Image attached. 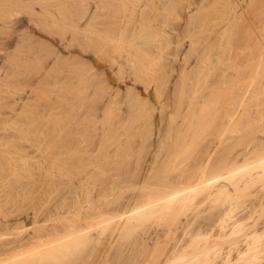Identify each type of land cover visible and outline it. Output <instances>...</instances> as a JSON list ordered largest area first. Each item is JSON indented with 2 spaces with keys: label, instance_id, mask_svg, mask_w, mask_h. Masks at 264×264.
<instances>
[{
  "label": "bare ground",
  "instance_id": "bare-ground-1",
  "mask_svg": "<svg viewBox=\"0 0 264 264\" xmlns=\"http://www.w3.org/2000/svg\"><path fill=\"white\" fill-rule=\"evenodd\" d=\"M36 4L39 5L38 9L37 7H35ZM22 5L25 6V8H21L20 10L19 6L23 7ZM35 32H38L40 35L35 34ZM78 45L81 46L79 48L80 50L78 49ZM75 48L80 51L79 54H77L78 52L76 53L77 50ZM170 71L175 73V76H173L174 80L172 79V81H175L176 78L174 77H177L178 79H176L178 82H174L175 85L178 83L176 87L171 81V84H173L176 89L179 88L177 91L172 87L173 89H175V91L177 92L175 93L178 95L177 100L175 99L176 101L169 100L170 98L172 100L173 97V94H171L172 91L170 93V89L168 88V85L170 84L167 85V88L169 89L167 90L169 92L165 90L167 84L165 82L168 81V79L171 77L168 76V72ZM112 73H114V75ZM127 78L128 80L132 79V83L134 81H137V83L138 81L139 83H142V81L143 83L145 82V88H147L146 84L147 86L148 84L150 86V83H154L152 85V89L153 86L154 89L156 87L155 91L159 96H163V90H165L167 93H165L164 95L167 94V96L169 97L171 94L172 97L170 96V98H168V101L162 104V102H160L161 98L158 95V97L154 95V92L153 95L157 97V100L162 105L161 107L159 106L161 109L159 108L160 110L157 111V106L155 107L153 106V103H151L154 107V109L152 110V108H149V106H147V103H150L148 101L150 99H148L147 96L144 97L143 95V97H139V95H141L140 92H137L139 90L136 89L137 91H135L134 89H132L134 88V86L132 87L125 84V82L128 81ZM163 85H165V88L162 87ZM27 87L29 89H26ZM158 88H161L162 92ZM147 90L146 93L150 91ZM174 96L176 95L174 94ZM164 97L165 96H163V99ZM125 98L127 100L126 103H128L127 108L124 106V103L126 101ZM99 99L102 101L101 103ZM120 103H122V106L126 109L123 110L126 113L125 115H127V117H132L133 121L131 120V118H123L126 116H123L124 114H121L120 112L118 113V111L120 109L122 110V108L119 109V107H117L116 105H119ZM113 106L116 108V110L113 108ZM145 107L146 109H144ZM155 108L156 112H161H159L160 114L158 113L160 117L163 116L162 118H165V120H167L163 121L164 123L162 122L164 125L160 124L162 128L164 126L166 128L163 130L162 128H160V126V129L158 131H161L158 132L155 137H153L155 138L156 144L154 148H152L153 146L151 147L153 151L150 149L153 153L151 154L152 157L149 156L151 158L152 164H149L148 167L145 168L147 169V171L144 169L146 172L141 171L145 172V174L142 180L143 186H141L143 188H139L142 190L140 192H146H144L143 194L141 193V195L139 193L138 195L137 191L136 198L142 199H137V203L133 201L136 204V209L132 206V214L126 215V217H128L124 219L125 221H123L133 222H131L132 224H130L129 226V222L128 224L125 223V225L127 224V226H125L123 223L122 228L119 227V229H125L127 232L123 230L124 233L122 231L119 235L117 234V236H120L122 233L125 235L130 230V233L128 235L129 238H131L130 235L133 236L137 234L135 233L138 232L135 231L136 228L137 230L141 229V231L143 230L146 233L147 231L145 230H148L149 227L145 225L147 224V222L145 223L143 221V218L141 217L145 215L144 220L147 221V214H149V217H152V215L150 214L151 212L155 211V207L164 205L166 210L171 213V217H169V219L166 218L167 220H169V223L167 221V224L169 226L167 228H169L168 231L170 234L168 233L167 235H170V237H167L166 230H164L165 232L162 231L163 233H165L163 234L165 238L163 237V235L159 236V234L162 233L161 231V233H159L158 231H156L155 233V231H153V233L158 235L160 240L158 244L156 243L157 247L161 248L159 249V251L156 250V246L153 249H150V247L154 246V240H156L154 238H158L154 237V240L152 239V236H155V234H150L151 236L149 235L153 240L152 241L150 239L152 241L151 246L149 245L150 242L147 243V239L145 240L144 238L147 243L146 246H150L149 251H147L148 249H146L145 245H141V248H143L142 250L146 249L147 253H151L153 251L151 254L152 258H155V260L152 261L151 258H147L150 253L147 255V253L142 251L139 247L138 249L141 250L140 252H144L142 253L144 254L141 261L142 264L149 263L150 261L151 262L149 264H151L152 262H154L153 264H172L175 260L182 261H178L179 264H218V257L221 258L222 256L218 255L221 254L222 251H225L221 248L222 246L218 247L220 243L218 244L217 242L219 241L215 239L213 240L214 242H211V238H208L209 242L213 244L208 242L209 245L205 243V245H202V242L204 240H202L201 242V239L207 238L203 237L199 239L198 237L201 235H206L208 233L211 234V231L215 228L218 229L217 236L219 237L220 235L221 240H228L230 251L237 252V254H235L238 255V258H236L237 260L235 258L234 259L236 261L232 260L234 263L260 264V261H264V215L262 216V214L264 213V194H261V192H258V194H252L249 192L248 194V191L250 190L249 188H252L254 184L259 182L258 178H262L261 175H263L264 177V138H260L259 140L254 138L259 137L258 135H254H256V132L261 130V125L263 126L261 131H263L264 133V122H261L264 121V0H0V174H2V176H0H4L5 178H8L9 176V179H12V181L10 180V182L7 178H1L4 183L7 180V184L5 183L6 185H8V182H10L9 186H6L7 188H5L8 189V192L11 187L15 186V183L19 180V178L20 180H22V182L20 184L19 180V183H16V188L18 187V185H20L22 187L20 188L23 190L22 191L19 187L18 188L20 189V191H17L18 188L16 190L15 187L14 189L11 188V190H15L16 193L15 191L13 193L10 190L13 194L11 192H7L8 195H12H6L5 197H2L0 193V238L5 236L4 238L0 239V264H68V262L70 261H68L69 257H72V261H70L69 264H76L77 261L79 263L81 261V264H85V262L87 261H85L84 259V263H82L83 258L88 257L89 259H91L92 252L96 249L95 247H98V245L99 247L101 246L100 248L98 247L99 252H102V250L106 251L104 247L106 245L104 244H107V246H109L108 243L110 241L108 239H111L114 236H112V232H109L108 228L112 227L113 223L111 224V220L118 219L115 216H117L118 214L119 217L120 212L116 211L117 214H114L109 209H103L105 205H109L110 203V201L109 203L107 202V199H105L106 201L104 199L101 200V204H104L101 205L102 207L98 204H95L96 202L94 203L93 201L96 198L93 199L94 197H92L91 195V191L94 190V187L90 186V184L89 186L93 190H91L88 185H85V190L84 188H82L84 192L78 186L77 188H79L81 191L77 190V188L75 190V186L73 185H75L74 183L77 182L75 181L77 177H81L79 178V180H81V175H85L83 177L85 178L84 183L88 180L86 183L94 184V186L96 187V183L102 180V182L100 181L99 183H103L104 186H106V183L108 182L109 185L112 186L113 182L111 183V181L113 179L111 180L109 178L112 177L110 168L113 161V156L115 155L112 154L113 156L111 157L109 151L110 147L108 148L109 150H107V147L109 145L108 143H110L109 141H111V138L115 137L117 139V137L120 135H118L119 132L115 133V131L118 126L122 125L123 122L119 123L117 121L119 124L116 122L118 124V126L115 124L116 127H114L115 125L111 126L110 124L109 125L112 128L110 126L106 127H110L111 130H114L115 128L114 131L112 130V133H115V136L113 135L112 137L109 134L111 133V130L109 131L108 129V132L104 127L108 125L106 124V122L108 121L107 123L112 122L111 124H114L115 122L109 120L113 118V114L115 115L118 113L121 115L120 118L122 120L124 119V125L121 126V129H123L122 127H124L125 124H128L129 122L132 123H129L130 125L128 124L129 126L132 125V127L126 125L127 128L125 131L127 132L126 134L131 135V137L128 136L129 140L127 142H129V144L121 143L126 145V148H129L127 151L125 146L121 145L119 142V140L122 138L120 137L121 135L119 136L118 140L114 138V142L112 141L114 144H116V142L118 141L120 146L119 144H117V147L115 148L114 144L109 145H114L113 149L115 148V151L116 149L117 151H121V153H123V156L128 153V159L130 160V150L132 151L133 155L131 157L132 159L134 156H137L134 155L135 153H133V151L138 152L146 148L144 142L145 140H147V138L149 139L148 134L146 139H143L141 137L144 142H140L142 141V139L140 138L141 140L138 141V146H136V140L138 139H133L135 140V142L133 141L134 143H136L135 145H132L134 143L130 142L131 138L137 136L136 133H138L139 135V129L140 134H142V130L143 134H145L144 127L145 129L147 128L146 130L148 132L145 131L146 133L151 132L149 130L152 129L150 127L152 125H145V123H151L148 121L150 120L148 118L149 116L154 117V115L152 114L155 113H153L152 111H154ZM114 110L116 111L115 113ZM96 111H99V114H97ZM123 111L121 112L124 113ZM101 112L105 115L104 118L102 117L103 114ZM174 112L176 115L174 114ZM95 113L97 114V116L94 115ZM170 113L171 115L174 114V117L171 116ZM101 114L102 116H99ZM107 116H111V118L109 117V119ZM105 117L109 120L106 119L107 121H105ZM138 118L139 120H136ZM140 118L143 119L140 120ZM92 119L95 122L100 119L104 121L102 122L100 120V123H105V125H101L104 128V132L101 131L102 127L100 128L99 122V125H97V123L94 124L95 122ZM144 119L148 120L147 122H144L143 125V123L141 124V122L142 120L145 121ZM127 120H129V122H127ZM134 120L136 122H141H139L140 124H135L136 122L134 123ZM89 121L90 123L94 122V125L91 123V125L93 126L92 128L89 126L91 132L96 130L98 127L101 129V132L99 134L101 138L98 136V133L97 137L102 140L105 137L104 140H106V137L108 138L107 135H109V141L106 140V144L101 140V144L103 145H91V141L100 140L95 139L96 136L93 134H91L90 136L89 133L91 132H89V128L87 126V122ZM160 121L159 123H161ZM83 123L87 126L86 128H88L87 133L84 130L85 127ZM136 125H139V129L137 128L138 130L136 129ZM79 126H81V128L84 127V129H82L83 131L78 129ZM94 126H96L97 128H94ZM133 126H135L134 128L138 131L134 134H132V132H134L135 130ZM147 126H149L150 128ZM140 127H142L143 129L141 130ZM130 128H133L134 130ZM256 128H259L260 130ZM75 129L78 130L76 131ZM124 130L125 129H123V131ZM130 130L131 134L129 132ZM255 130L257 131L255 132ZM73 131L74 133H80L81 131L84 135L82 133H75V136ZM246 131L250 132V134H247ZM96 132H99L98 129L96 130ZM107 132L108 134L106 135L105 133ZM234 132L237 134L239 133L241 140L239 138L238 139L241 142L243 141V146H245L244 142L249 141V138H251L252 136L254 139L251 138L252 140H250V142H247L248 144H246V148L243 149V152L242 149H238V151L240 150L241 152L237 151L238 153H235V155L233 152V148L230 149V146H228V150L230 151L227 154L225 153L227 151L225 149L219 148V146L222 145L221 141L224 145L225 141L229 138L228 137L227 139H225L223 138L224 136L228 134V136H230L231 133L232 135H234ZM253 132H255V134ZM85 133L87 135H85ZM101 134L105 135H103L102 137ZM116 134L118 136H116ZM243 134L245 135L243 136ZM79 135L80 137H78ZM81 135L83 137H89V139L91 138V140L89 141L88 138H83ZM145 135H143V137ZM149 135H151L152 137V133H150ZM246 135L247 137H245ZM248 135H251V137H249ZM72 136H75L76 139ZM126 136H123V138ZM81 137L84 140H82ZM241 137L243 138V140ZM77 138H80L81 140ZM123 138L121 139L122 141L120 140L121 142H125L127 140L126 138L124 141ZM232 138L235 139L236 137L231 136V140ZM86 139L88 140V143L90 142V145L85 144L87 143ZM238 139L236 138L233 141H237L235 142V145L234 143H231L233 144L231 145V147L233 146L236 148L238 146L237 144L241 143L238 141ZM244 139L246 140L244 141ZM228 140H230V138ZM96 141L94 144H98L96 143ZM147 141L145 143H147ZM27 143L28 145H30L28 146ZM83 143L85 144V146L83 145ZM130 144L131 148H134L135 146L138 148L140 146L142 147V149L136 148V150H132L133 148L131 149L130 147H128ZM152 144L153 143L149 144V146ZM226 144H228V142ZM242 144H239L240 146L238 147H243L241 146ZM26 145L27 147H29L28 149L30 151H33V148L35 150V152L31 153V156L33 154L37 155L39 153L37 152V149H41V151L42 149L48 150L45 151L48 155H46L47 157L45 156L44 151L40 152V155L42 153V155L44 156L40 157L39 155V158L44 157L43 159L45 161L47 160L45 159V157H49L46 163L44 161V164H42V161L40 163L39 161L41 159L36 157H34L36 159L32 157L35 162H33V160L29 162L31 164L35 163L34 165L37 164L36 166H39L40 168L45 167V169H47L46 172H44L46 175H44L45 179L43 178V175H41L39 169H37L38 172H40L39 176H41V178L44 180H42L41 178L39 179H41L42 181L46 180L44 182L45 187L43 186L42 188H40V190L37 189V186L42 182L39 183L37 182V180H33L36 178H32V176L35 174V166L28 165L29 163L26 162L27 159L31 157L26 156L28 154L27 147V151H25L26 149H23ZM30 146H35L36 149L35 147L31 148ZM118 146L120 148H123V151L121 149H118ZM143 146L145 147L143 148ZM222 147L225 148L224 146ZM219 149L220 151L222 149L223 153L220 152ZM20 150L27 153H23L27 159L22 154L20 155V153H22L20 152ZM96 151L98 155H96ZM124 151L127 153L125 154ZM181 151L185 152V155L187 154L186 157H184L185 155L183 156ZM217 151L218 156L215 155ZM15 152L18 153L16 154ZM119 153L120 152H115L114 154ZM179 153L181 154L179 155ZM253 154L254 157L255 155L256 157L254 160H250L252 159ZM122 155H119L121 157L115 156L117 159L120 158L119 160L116 159L117 162L115 161V164L118 163L120 165L121 162L123 163L124 160H121L123 157ZM127 155L125 158H127ZM138 155L139 156L137 159L139 160L141 153ZM238 155H242L243 159H241ZM107 158H112L109 159L110 163L107 161ZM125 158L123 157V159ZM172 158H174L175 160L177 158L178 163L179 159L182 160V158H187L185 159V161L187 160L186 163L188 162V164L191 159V166L189 164L190 167H185V169L187 168V170L184 169L185 172L183 171L182 173L180 171L181 175H178L179 177L176 176V178H174V176L173 180H168L167 178L163 177L164 175H168L167 172L169 170H166V173L162 176L164 179L160 178V180L158 178L159 176H157L159 173H156L157 175H154L155 168L152 165L155 166V163H157V165L159 164V166H163ZM20 159L23 161H20V163L22 162L21 164L26 162V164L24 165L28 166H24L25 168L23 167V165L22 168L21 164L19 166L18 161ZM37 159L39 160L37 161ZM240 160H244V164H239L243 163L240 162ZM248 160H250V162ZM145 162L141 165L145 166ZM176 163L177 162L175 161V164ZM182 163L180 162V165ZM106 164H110V167ZM173 164L174 161L172 165ZM9 165H11L14 169ZM168 165L170 166L171 164ZM168 165L165 166L169 167ZM29 166L31 167L30 170L33 169V175L28 169ZM33 166L34 168H32ZM91 166H96V168H98L99 166V169H94L95 167L92 168ZM104 166H108V168H106L108 169V172L110 170L111 175H109L111 177L108 175V179L107 176H105L108 174V172L106 173L107 170L105 171V175L104 173L103 175L100 174L105 170ZM165 166H163L162 169H165ZM9 167L12 170L9 169ZM20 167L23 170L20 169ZM101 167H103L104 170L101 169ZM182 167H184V165L181 166V169L178 170H182ZM255 167H263L261 168L263 170H259L257 172H251L248 170L249 168L252 169ZM90 168H92V171L90 170ZM19 169L21 171L26 170L27 172L25 171L24 174L25 179L31 177L32 181H29L31 179L26 180L28 182L25 184L23 182L25 181L24 175H22L24 172H20ZM37 170L35 169V172ZM42 170L45 171L44 168ZM158 170L160 171L161 169ZM246 170H248L249 172ZM133 171L135 170L133 169ZM131 173L130 175L132 178L136 176H132L134 172L133 174ZM10 174L13 175H11L10 177ZM26 174H28V176L29 174H31L32 176L30 175L29 177H26ZM94 174L98 176V179H101L97 181L96 178V180L94 179V182L92 183L91 179L89 178H95L96 175ZM99 174L101 176H99ZM117 174L118 173H115V175ZM62 175H66L64 177V180L68 177V179L72 178V182L75 181L72 185L70 180L71 186H73L74 190H72L71 187L69 188L72 190V194L73 191L82 192V194L84 193L83 201V197L79 199L80 196L78 197V195L80 193L78 194L77 192V199L73 198L75 200L72 201L67 200L70 199L72 195L69 197L67 196L68 198H66V196H63L61 198L57 197L58 194L55 197L51 196V193H53V190L51 189L52 186L53 188H55L54 191L60 192L59 189L62 190L60 188V181L61 178H63ZM73 176L75 177L73 178ZM119 176H121V178L123 177V175L120 174ZM119 176L117 175L118 178ZM33 177H36V175H34ZM57 177H60V181ZM114 177L115 181L117 177ZM259 180H261L262 183L264 182V179ZM2 181H0V185L3 188L4 184L2 185ZM33 181L37 183H34ZM261 181L257 184L263 185ZM64 182L62 188L66 186L65 184L67 183V181ZM22 183L25 185L22 186ZM70 183H67V185H69ZM77 183L81 182L79 181ZM252 183L253 185H251ZM13 184L14 186H12ZM81 185L83 184H80V186ZM249 185H251L252 187H249ZM56 186L59 187L58 190V187L56 188ZM101 186L98 189L99 195L102 190ZM104 186L103 190L105 188L107 189V186ZM261 187L262 193H264V186ZM65 189H63L64 192L62 190L60 193L63 192L62 194L64 195L65 192L71 193V191ZM49 190L52 191L49 194L51 196L50 198H53L51 201H48L51 202L50 204L47 203V200H44L43 202V199L47 198L46 196L50 192ZM244 190H248L245 193L249 195L247 198L248 201L250 198L249 202H247V200L245 199L246 194L244 193ZM1 191L3 190L1 189L0 192ZM26 191H28V193L31 192L33 194H31L33 197L36 196V198L33 199L34 201L31 199L32 196L30 197V194H27ZM35 192H37L38 196L36 194L34 195ZM107 193L103 195L105 196L107 195ZM239 194L241 195L239 196ZM26 195H28L32 200V202L30 200L31 204L30 202L28 203L29 199L27 198L28 196L26 197ZM220 195H223L224 197L227 195L226 197H228V199L230 198L229 200L233 201H231L230 204L227 203L228 201L223 202V204L226 203L229 206L227 205L228 207L226 206L227 208H224L222 210L220 208L221 213L217 214L219 212V209L217 213H210L213 217L212 219L209 218L211 219V222H208L209 220L207 221L209 224L211 223L210 232H208L210 229L208 230L207 228L206 229L208 231H201V228L204 225L203 221H205L204 218L207 217L204 214V217L202 215L203 225H200V227L199 221V224L197 225L198 227H200V229L196 226L197 229H195L194 234L190 233L192 229L190 232H188V230H190L188 229V227H190L189 225L193 224V219H191L192 221H189L185 220V218L184 220L187 222L184 221L183 223L181 222V218L176 219L178 216H182L184 214L183 212H186L187 214L189 207L193 208L194 205H197L203 201H206V204L207 199H211L213 201V199H218V197H221ZM252 195H254V197H252ZM133 196H135V193L133 194ZM133 196L132 200H136V198H133ZM128 197L126 196V198ZM237 197H244L243 199H245V201L243 202L246 203H243V199L241 200L239 198V202L236 201L235 199H237ZM25 198H27L28 200L26 199V201ZM195 199L196 201H194ZM80 200L86 205H83ZM116 200L118 201V199ZM132 200L129 201L132 202ZM218 200H220V198ZM25 201L27 203V206L24 203ZM42 202L45 205L43 207ZM104 202H107L108 204H105ZM115 202L116 201H114V203ZM179 202H181L182 205H180V207H177L179 205L175 206V204H178ZM193 202H196V204L191 205V203L193 204ZM239 203L240 205L246 204L245 208L243 207L244 205L242 207L238 205V210L237 204ZM212 204L213 203H211V206ZM96 205L97 208L100 207V210L97 209L99 210V213L96 210ZM219 205L222 206V204ZM109 206L105 207L108 208ZM171 207L173 209H171L172 211H169L167 208L170 209ZM195 207H198V205ZM223 207H225V205H223ZM161 208L160 211L164 212V209L162 210ZM177 208L178 210L176 211V213L174 210H176ZM182 208H185L187 211H182ZM198 208H196V211H194L195 209L193 208L194 210L192 209V211L194 212L192 213L196 214ZM242 208L244 209L241 213H239L240 215L238 216L237 214V217L234 216L236 215V210L240 211V209ZM29 209L33 210V213H30V215L28 214ZM179 209H182V215L178 214ZM200 209L201 207L199 208V210ZM204 209L202 207V210ZM211 209L215 211L216 207L214 209L212 206L209 211ZM108 210L111 212L112 216L114 214L113 217L109 216ZM133 210H135V212ZM158 210L159 208L157 209V212L159 214L160 212ZM96 211L97 214L100 215H96L97 218L100 217L101 220L100 218H95L97 219V221L93 219ZM113 211L115 212V210ZM145 211L148 212L146 213ZM125 212L122 213L123 216H125ZM142 212L145 214H143ZM138 213L139 215L142 213V215H140V220H138L139 222H141L142 220V225L140 226H137L140 223L136 221L137 219H139V215H136ZM200 213H197L196 215H201ZM23 214L26 215L24 216ZM158 214H156V216L161 215ZM165 214L167 215V213ZM215 214H217V216ZM174 215L176 217H173ZM51 216L55 218H52ZM214 216L216 217L214 218ZM120 217L122 218L121 213ZM172 217L174 219H172ZM199 217L201 219V216ZM170 218L172 219L171 221ZM50 220H52L53 223L50 224ZM174 220L175 222H173ZM47 221L49 222L47 223ZM150 221L152 222V219H150ZM177 223H179V225ZM115 224H117V222ZM134 224H137L135 225V228H133ZM152 224L155 225V223ZM158 224H160V222L157 223V225ZM167 224L165 223V225H163L161 223L160 226H167ZM143 225H145L144 227L148 229L145 228L144 230V227L142 229L141 226ZM206 226L208 227V225ZM30 227V231L27 232L28 228ZM113 227L117 230L114 224ZM132 228V231L135 234H132ZM159 228L157 227V229ZM165 228L166 227H161L160 229L163 230ZM92 229L93 233L96 232V239L99 237L98 240L100 239V241L103 238H100L101 236L99 235V233H101V235L104 237L107 236L105 235L106 233L108 234L110 238L107 237V239L104 238L105 240H102L103 242H106L103 244L104 246H102V244L100 245L98 241H93L92 243V240L95 239L93 238L95 234H93L92 236ZM94 229L98 230L95 231ZM119 229L118 232L121 231ZM153 229L156 230V228L154 227ZM180 229L184 234L187 232L190 233V235L188 236H191V234L192 236L194 235V238L200 240V245L196 244L197 242L195 241V243L192 237H190L191 239H193L190 241V243L192 242L194 244L187 243L188 240L186 241V238L180 232ZM116 230H114L115 232L112 230L115 236ZM176 231H178L177 234L181 233L184 236V238L182 237V241L185 240V244L181 243V238H179L181 237V235L179 236L177 234H174ZM23 232L25 233L22 234ZM172 233L174 236L176 235L177 238L173 237L172 240L174 241L171 242L177 243H172L171 247L167 244L168 248H165V240L161 238L169 239L173 236H171ZM109 234H111L112 237ZM212 235L213 234H211L212 239L213 237L217 238L216 236ZM127 237L125 235V238H119V243H121L122 240L127 239ZM133 237V239L136 238L135 236ZM141 238L139 239V241L141 240ZM89 239L91 241H89ZM113 239L115 240L116 237H113L112 240ZM161 240L164 241V247L161 245ZM207 240L205 242H207ZM216 240L217 242H215ZM145 241L143 243H145ZM169 241L170 240H168V242ZM87 242L89 244L91 242L92 244H90L89 246ZM114 242L115 241L112 242L113 245L115 244ZM179 242L181 244H179ZM94 243L96 245L98 243V245L95 246ZM112 243L110 246L111 248L113 246ZM159 243H161V247L159 246ZM225 243L227 242H224V244ZM87 245L90 247H88L87 250H91L84 251L85 255H90L91 253V256L83 257L84 252L82 251L83 249L87 248ZM220 245L223 244L221 243ZM91 246H95V249H93V251V247L91 248ZM223 246V248H226V244ZM102 247L104 248L100 250ZM110 247L107 248L109 249V252H107L109 264L115 262V260H117V263L115 262L116 264L120 262L124 263V261H127L129 264H133L135 262H138L135 264L140 263L138 259L141 258L142 254L137 251L133 253L134 256L132 254L131 256L130 254L129 256L126 255V258H128V260H122L123 257L124 259H126L124 255L125 250L123 249V252L122 248L120 247L119 248L121 249V253H124L121 258L122 261L119 262L118 257H116L117 259L115 257H112L111 260L110 256H116V254L119 255L120 252L118 251V253H116V248L115 250L113 248L112 250L114 251L115 255L113 252V254L111 255ZM219 248L221 249L219 250ZM155 250L158 251V253ZM210 250H215V255L213 254V256H211ZM105 251L104 253L106 254ZM154 251L155 253H157L156 256H154L155 254H153ZM228 251L229 249L227 250V252ZM230 251L228 252L229 254H231ZM78 252H81L83 256L81 254L80 256ZM136 254H140L136 257L137 261H135ZM76 255H79V258H83L81 260H77L78 258ZM119 256L121 257V254ZM139 256L140 258H138ZM162 256H164L165 258ZM130 257H134L135 259L132 258L134 261H130ZM145 257L147 258L146 262H144L145 260L143 259ZM65 258L68 262L65 260ZM231 258V256L230 258L222 256L223 260L220 259L221 261L219 264H229V260ZM73 259L75 260V262H73ZM105 259H107V257ZM108 259L103 260V262L106 261L105 264H107ZM113 259L115 260L113 261ZM148 259H150L149 262ZM230 264H232V262Z\"/></svg>",
  "mask_w": 264,
  "mask_h": 264
},
{
  "label": "rangeland",
  "instance_id": "rangeland-1",
  "mask_svg": "<svg viewBox=\"0 0 264 264\" xmlns=\"http://www.w3.org/2000/svg\"><path fill=\"white\" fill-rule=\"evenodd\" d=\"M88 1H90V0H88ZM91 1H93V0H91ZM22 6H23V5H22ZM38 6H39V5H37V4L35 5V7H37V9H38ZM19 8H20V10H21V8H25V6H23V7H20V6H19ZM35 34L38 35L39 33H38V32H35ZM39 35H40V34H39ZM41 36H42V35H41ZM43 36H44V35H43ZM75 45H76V44H75ZM75 47H76V46H75ZM80 47H81V46L78 45V49H79ZM76 48H77V47H76ZM76 48H75V49H76ZM78 49H76V50H77L76 53L78 52L77 54L80 53V51H79L80 49H79V50H78ZM74 52H75V51H74ZM93 62H94V61H93ZM9 69H10V68H9ZM9 69H8V70H9ZM9 71H10V70H9ZM170 73H171V74H170ZM173 73H174V72H172V71L168 72V76H169V77L171 76V77L168 79V81L165 82V83H167V84H166V88L164 87L165 85L162 86V87L165 88V90H167V89L169 88V89H170V93H171V91H172L171 94H173V97H172V95H171L170 93H168V94H170V96L172 97V100H171L170 96H169V97L167 96V94L164 95L165 93L169 92V91H168L169 89L167 90V92H166L165 90H163V93H164L163 96H165L164 99H163V96L161 95V94H162V93H161V92H162V89H161L162 87H161V88H158V89L161 91V92H160V91L158 90V91L161 93V94H160V93H159V94H160L162 97L159 96V95L156 93V91H155V90H156V87H155V89H154V86H153V89H152V85H153L154 83H152V84L150 83V86H149V84H148V86H147V84H146V87L148 88V90H147V88H145V84H144L145 82L143 83V81H142L143 84H142L141 82L139 83V81H138V83H137V81H136V82L134 81L135 83H134V82L132 83L133 80L130 79V78H129L130 80H128V78H127L128 81H127V80H126V81H127L128 83L125 82V84H127L128 86L130 85V86H132V87L134 86V88H132V89H134L135 91L139 90V91H137V92H140V93H141V95H139V97H140V96L143 97V95H144V97L147 96L148 99H150V100L147 99V100L150 102V103H147V106H149V108H152V110L154 109L153 106H155V107L157 106V108H158L157 111H158V110L161 109V108H160L161 105H162L164 102L168 101V98H170V99H169L170 101H176V100H177V96H178V95L176 94L177 92L175 91V89H176L175 87H176V85H177L178 83L175 85L174 82H175V83L178 82V81H177L178 79H177V77H174V78H176L177 80L175 79V81H172L173 76H175V73H174V75H173ZM112 74L114 75V73H112ZM168 76H167V78H168ZM170 79H171V80H170ZM173 80H174V79H173ZM171 81L173 82V84L175 85V87L173 86V84H171V83H172ZM136 83H137V84H136ZM165 83H164V84H165ZM168 84H170V85H168ZM136 85H138V86H136ZM143 85H144V86H143ZM167 85H168L169 87H168ZM171 85H172V86H171ZM141 86H142V87H141ZM179 86H180V85H179ZM135 87H137V88H135ZM143 87H144V90H145V91L143 90ZM167 87H168V88H167ZM172 87L175 88V89H173ZM129 88H130V87H129ZM138 88H139V89H138ZM140 88H141V89H140ZM149 88H150V89H149ZM177 88H178V87H177ZM26 89H29V88L27 87ZM136 89H137V90H136ZM151 89H152V91H151ZM171 89H172V90H171ZM178 89H179V88H178ZM178 89H176V90L178 91ZM142 90H143L144 92H143ZM146 90H147V91L150 90V91L146 93ZM153 90H154V91H153ZM154 92H155V94H154ZM175 92H176V93H175ZM143 93H144V94H143ZM149 94H150V95H149ZM151 94H152V96H151ZM153 94L156 95V96L158 95V96L161 98L160 102H162V104L157 100V97H158V96L156 97V96H154ZM174 94H175L176 96H174ZM30 95H31V94H30ZM166 96H167V97H166ZM152 97H153V98L156 97V98L153 99ZM126 98H127V97H126ZM126 98H125V100H126ZM127 99H128V98H127ZM175 99H176V100H175ZM99 100H100V99H99ZM157 101H158V102H157ZM101 102H102V101L100 100V103H101ZM126 102H127V100L125 101V103H124V101H123V103L125 104L124 106L127 108V104H128V103H126ZM151 103H153V106H152ZM158 103H160V104H158ZM86 105H87V104H86ZM88 105H89V103H88ZM116 106L119 107V109L122 108V110L120 109L121 111L126 110V109L122 106V103H120L119 105H116ZM151 106H152V107H151ZM159 106H160V107H159ZM84 107H85V105H84ZM128 107H129V106H128ZM86 108H87V107H86ZM113 108L116 110V108H115L114 106H113ZM159 108H160V109H159ZM98 109H99V108H98ZM144 109H146V107H145ZM115 110H114V113L116 112ZM120 110H119V111L117 110L118 113L120 112L121 114H124L123 116H126V117H123V118H125V119H128V118L130 119V118H131V120H132V117H129V116L127 117V115H125V114H126L125 111H123L124 113H122ZM99 111H101V110H99ZM99 111H96V113L99 114V113H98ZM154 111H155V112H154ZM154 111H152L153 113H155V114H152V115H154V117H153V116H152V117L149 116V118H148V119H150L151 121L147 119V120H148L149 122H151V123H149V122H148L149 124H146V123H145V125H152V126H153V127L150 126L152 129H150V130L148 129V130L151 131V132L146 133L145 131H147V130H146L147 128L145 129V127H144V133H145L146 135L143 134V130H142L143 128H142V127H143V125H144V122H147V120L144 119L145 121H143V120H142V122L139 121V122H141V124L143 123L142 127H140L141 130H142V131H141L142 134H140V129L138 128L139 125H138V126L136 125V129H137V128L139 129V135H138V133H136L137 136H135V135H136V134H135V135H134L135 137L132 136L133 138H131V142H130V143H134L135 140L138 139V140H136V143H137V144H136V143L132 144V145H135V144H136V146L139 145V142H138L139 140H141L142 138H143V139H146L147 134H148V136H149V139L147 138V140L149 141L150 139H152V140L149 141V143H148L147 140H145V142L147 141V143H145V142L143 141V139H142V141H140V142H144V144H145V146H146V148H144L145 146H143V148H144L145 151H144V150L138 151L139 153L136 151L138 154L141 153V155H140V159H141V160H140V159H139V160L137 159L139 155H138L136 152H134V151H133V153H135L134 155H137V156H134L132 159H131V157L133 156V155H132V151H131V150H130V152L128 151L129 153H131V155H130L131 157H129V158H130V160H132V161H130V160L128 159V155H127L128 153H127V152L124 151L125 154L127 153V154H126V155H127V158H125L126 155L124 154L125 156H123V155H122L123 153H121V151H119V150L117 151V149H116V151H115V148L117 147L116 145L119 144V142H120V144H121V143H124V144L127 143V144H129V142H127V141L129 140V139H128V138H129L128 136L131 137V135H128V134H126L127 132H125V131H126V128H127L126 125H128V124L130 123L129 120H127V122H129V123H128V124H125L126 127H125V126H124L125 128L122 127L123 129H125V130L123 131V129H121V126L124 125V124H123V123H124V121H123L124 119L122 120V119L120 118V116H121L120 114L117 113V114H115V115L113 114V116H112V112H113V111H112V112H111V116H112L113 118H111V116H109V117L111 118V119H110V118L107 116V117L110 119V120H109L108 118L105 117V119H104L105 121L109 120V121H113V122H115L114 124H111L112 122H111V123H107L108 121L106 122V124H108V125H106V126H104V127H105V129H106L107 131H108V129H109V131L111 130L110 127H111L112 125L114 126V125L116 124V125L118 126V124H119L120 122H121V123L123 122L122 125L120 124L121 126H118V127H117V129H118V128H119V129H118V130L116 129L115 133H116V132H117V133L119 132L118 135L120 134L121 136H120V135H119V136L122 137V138H123V136H126V135H127L126 137L123 138L124 141H125V139L127 138V140H126L125 142H121V141H122V140H121L122 138H121V139H120L121 141H120V140H119V142L117 141L118 143L115 141L116 144H114V143H113V142H114L113 139H114L115 137L111 138V139H110L111 141H109V140H108L109 135H107L109 131H108L107 133H105V134L108 136V138L106 137V140L110 142V143H108V144H109V145H110V144H111V145H112V144L115 145V146L113 145V146L115 147L114 149H113V146H109V145H108V147L106 146V147H107V150L110 149L109 151H110V155H111V157H112L113 155H115L116 157H118V156L121 154V155L126 159V160H125V159H123V157H122L121 160H122V161L124 160V161H123L124 164H123V163L121 162V160H120L121 163H120V165H119L118 163L115 164V161L117 162V160H119L120 158L117 159L115 156H113V159H112V158H109V159H112V160H113L112 163H111V168H110V170H111V174H112V175L110 174V170H109V172H108V169H106V168H108V166L110 167V164H109V165L106 164V165H108L107 167L104 166L105 170L103 169V167H101V169H103L104 171H102L100 174L103 175V173H104V175H105V171L107 170L106 173L108 172V174L105 175V176H107V179H108V175H109V174L112 176V177H111V176L109 175V176L111 177V178H109V179H111V180L113 179L112 181L110 180L111 183L113 182V183H112L113 185L110 183V184L112 185V186H110L108 182L106 183L107 185L105 184V185L107 186V189H109V188H111V189L107 190V189L105 188L107 191H106L105 189L103 190V186H104V184H103V183H99L100 181L102 182V180H100L101 178H99V179L97 178V177H98V176H97L98 173H97V175L94 174V175H96V177H95V178L92 177L93 180H92V178H89V179H91L92 183L94 182V179L96 180V178H97V181L100 180V181H98V182L96 183V187L94 186V184L86 183L88 180H87V181L85 180V181H86V182H85L86 184L84 183V179H85V178H83V177H84L85 175H84V176L81 175V176H82V179H81L82 181L79 180V178H81V177H77L78 180H77V179H76V180L74 179L75 181H77V182L80 181L81 183H77V182H75V181H74V182H75V183H74V182H72V181H73L72 178H71V179H68V177L65 178V180H64V177H65L66 175H65V176L62 175L63 178H61V181H60V177H57L58 180L60 181V185H61L60 188H61L62 190L66 188L65 190L71 191V193H69V192L66 193V192H65V195H64V194H62V193L64 192V190H63L62 193H60L62 190H60L58 186H56V188L58 187L57 190L59 189L60 192L54 191L55 188H53V186H52L51 189L53 190V193H51L52 191L49 190L50 192L47 194V196H46L47 198L43 199V202H44V200H47V203L50 204L51 202H48V201H51V200L53 199V198H50V197H51V196H54V197H55V196H57V194H58L57 197H60V198L63 197V196H64V197L66 196V198H68L69 196L72 195V196L70 197V199H67V200H69V201H72V200H75V199H73V198H76V199H77V195H78L79 193H80V194L78 195V197L80 196L79 199H81V197L84 196V195H83L84 193L82 194V192L73 191V194H72V190H74V188H75V190H76V188H77V186H78V187H80V189L83 191L82 188H84L85 185H86V186H87V185L89 186V184H90V186L94 187L93 189H94L95 191H96V189H97V191L95 192V191H94L93 189H91V187L89 186V188H90L91 190H93V191H91V195H92V197H94L93 199L96 198V199L93 201L94 203L96 202L95 204H98V205H100V206H101V205H104L103 203L101 204V202H102L101 200H103V199H104V200L107 199V200H108V201H107L108 203H109V201H110L109 205H110V206L112 205V206H115V207H112V206H111V207H112V208H111L109 205H105V206H109L111 209H110L109 207L107 208V207H105V206H104L103 209H105V208H106V209H109V210H110L112 213H114V214L116 213V211L121 213L122 218L120 217V213H119V217H118V214L116 213L117 216H115V217H117L118 219L115 218L116 220H114V219L111 220V224L113 223V224L115 225V227L117 228V230L114 229L113 224H112V227H113V228H112V227H109L110 229L108 228L109 232H110V231L112 232V236L114 235L113 237H116L115 240H114V239L112 240L113 237L111 236V234H109V235L112 237L111 239H108V240L110 241V242L108 243L109 246H107V244H104V243H106L105 241H104V242L102 241L104 238L107 239V237H109L108 234H107L105 231H104V232H105L106 234H105V233H104V234L107 235V236H105V237L102 236L101 233H99V235L101 236L100 238H101V239L103 238V239L100 241V239L98 240L99 237L96 239V232L93 233V229L91 230V231H92V236H93V234H95V236H93V238H95V239L92 240V243H93V241H94V242H97V241H98V243H100V245H101V244H102V246L106 245V246H104L105 249H106V251L104 250V251L106 252V254H105L104 251L102 250L104 247H102V248L100 249V250H102V252H99V250H98V247H99L98 243H97L98 247H95V246H97V245L94 243L95 246H91V248L93 247V248H92V251H93V249L96 248V249L94 250L95 252L93 251L94 254H93V252H92V256H91V253H90V255H85V252H84V251H90V250H91V249H90V250H87L88 247L90 246V244H92L91 242H90V244L88 243L89 241H91V240L89 239V241L87 242V243L89 244V246L87 245V248L83 249V251H82V252H84V256H83V254H82L81 252H80V253L78 252V253H79V255L81 254L83 257H85V256H91V259H89L88 257H85V258L80 257V258H79V255H78V256L76 255L77 258H78L77 260H81V259L83 258L82 263H84V259H85V261H87V262H85V264H103V263L105 264L106 261L103 262V260H107V259H108V256H107L108 253H107V252H109V251H108L109 249H107V248H109V247L111 246V243H112L113 241H115V242H114L115 244L113 245V243H112V245L115 246V247H113V246H112V248L110 247V248H111V249H110V254L112 255V254L114 253V251H113L112 249L114 248V250H115V248H116V251H117L116 253H118V251H119L120 254H121V257L119 256L120 254H119V255L116 254V256H110V259H111L112 257H113V258H114V257H115V258L118 257V261H119V262L122 261V260H128V258H126V255L129 256V254H130V256H131V254H132V255L134 256L133 253H135V251L140 252V251L143 249V248H141V245H142V246L145 245L146 249H148L147 251H149V247L152 245V241H153L154 239H156L157 242H156V240H154V244H153L154 246L150 247V249H151V248L153 249V248L156 246V247H155V248H157L156 250L159 251V249H161V248L157 247L156 243L158 244V242H160V240H159L158 235L155 234L156 231H158L159 233H161L162 231L165 232L164 230H166V231H167L166 235L169 233V231H168L169 228H167V227H169L168 224H167V221H168V223H169V220H167L166 218L169 219V217H171V216H170L171 213L168 212V211L166 210V208H165L164 205H163V206L160 205L162 208H161L160 206H156V207H155V211H156V213H155V211H154V212H151V214H150V215H152V217L150 216L151 218L149 217V214L146 215V216H148V217H146V218H148L147 221L144 220V218H145L144 216H145V215H144L143 217H141V218H143V221H144L145 223L147 222V224H145V225H147V227H149V229H148V228L144 227L145 225L141 226L142 229H143V227H144V230H145V228L148 229V230H145V231H147L146 233H145L143 230L141 231V229H139L140 231L137 230V228H136V230L134 229L135 231H138V232H135V233H137V234H139L140 232H142V233H140L139 235L133 233L132 230H133V228H135V225H137V224H134V225H133V228L131 229V232H132V234H135V235H133V236L136 237V238H135L136 240L133 239L134 237H133L132 235H130L131 238H129V235H128V234L130 233V230H129V232L125 234L126 237H127V235H128L127 239H124V240L121 239V240H122V241H121L122 244L119 243V242H120V239H119V238H123V237L125 238V235L123 234V233H124L123 230H125V229H121V228H122V224H123V223H124V225H125V223L128 224V222H129V221H128V222H123V221H125L124 219L128 217V216L126 217V215H131V214H132V212H131V210H132L131 207L133 206V208H134V207L136 206L135 203H137V199H139V200L142 199V198H141V199H140V198H136V196H137V191H138V195H139V193H140V195H141V193L143 194L144 192H146V191H143V192H140V191H142L141 189L143 188V187H141V186H143V183H142L143 176H144L145 172L147 171V169H145V168L148 167L149 164H150V165L152 164V163H151V158H150V157H152L151 154H153V153H152V151H153L152 148H154V147H155V144H156V143H155V138H153V137H155V136L158 134V132L161 131V130L158 131L160 128H162V126H161L160 124L164 125V124H163V123H164L163 121H167V120H165V118H164V119L162 118L163 116L160 117V115H159V114L161 113L160 111H159L160 113H159V112H156V108H155ZM96 113H95L94 115L97 116ZM101 113H102V112H101ZM158 113H159V114H158ZM102 114H103V113H102ZM102 114L99 115V116H102ZM174 114H175V112H174ZM174 114L171 115V113H170V115L173 116V117H174ZM175 115H176V114H175ZM99 116H98V117H99ZM104 116H105V115L103 114L102 117L104 118ZM117 116H118V117H117ZM137 117H138V116H137ZM95 118H96V117H95ZM100 118H101V117H100ZM103 118H102V119H103ZM118 118H119V119H118ZM93 119H94V118H93ZM93 119H92V120H93ZM97 119H99V118H97ZM97 119H96V120H97ZM106 119H107V120H106ZM115 119H116V120H115ZM120 119H121V120H120ZM133 119H134V117H133ZM141 119H143V118H140V120H141ZM152 119H153V123H154V124L152 123ZM159 119H160L161 121H160ZM178 119H179V118H178ZM100 120H101V119H100ZM100 120H97V122H95V121L93 120L95 123H94V122H91V123H92V124H93V123H94V124L97 123V125L100 124L99 126H100V128H101V127L103 126V124L105 125V123H100ZM119 120H120V121H119ZM136 120H139V118L136 119ZM101 121H102V120H101ZM117 121H118L119 123H118ZM132 121H133V120H132ZM157 121H158V122H157ZM159 121H160L161 123H159ZM98 122H99V124H98ZM102 122H104V121H102ZM116 122H117L118 124H117ZM127 122H126V123H127ZM135 122H136V121L134 120V123H135ZM139 122H136L135 124H138ZM162 122H163V123H162ZM261 122L263 123L264 121H261ZM261 122H260V123H261ZM87 123H88V124H87L88 128H89V126H90L91 128L93 127V126L91 125L90 121L87 122ZM89 123H90V125H89ZM155 123H156V124L158 123V124L156 125ZM262 123H261V124H262ZM83 124H84V123H83ZM94 124H93V125H94ZM109 124H110L111 126H110ZM130 124H132V123H130ZM130 124H129V125H130ZM139 124H140V123H139ZM261 124H260V125H261ZM101 125H102V126H101ZM116 125H115L114 127H116ZM129 125H128V126H129ZM154 125H155V127H154ZM158 125H159V126H158ZM165 125H167V124H165ZM263 125H264V124H263ZM82 126H83V125H82ZM87 126L84 124L85 129H84V127L81 128V126H79L78 129H80L81 131H83L82 129H84V130L86 131V133H87V129H88V128H86ZM107 126H110V127L106 128ZM140 126H141V125H140ZM157 126H158V127H157ZM160 126H161V127H160ZM95 127H96V126H94V128H95ZM114 127H113V128H114ZM129 127H132V125L129 126ZM134 127H135V126H133V128H134ZM147 127H149V126H147ZM150 127H149V128H150ZM159 127H160V128H159ZM261 127L263 128L262 125H261ZM94 128H93V129H94ZM96 128H97V127H96ZM100 128H99V127L97 128L99 132H96L97 129L91 132V131H90V128H89V132H91V133H89L90 136H91V134H93V135L96 136V137L94 136L95 139H99V140H100V141H96V140L94 139V140L96 141V143H98V144H94L95 141H91V145H92V146H93V145H94V146H97V145H99V144H100V146L103 145V144H101V143H102V142H101L102 139H100L101 137L99 136V134H100L101 131L104 130V128L102 127V128H101L102 130H101ZM111 128H112V127H111ZM133 128H130V129H133ZM154 128H155V129H154ZM156 128H157V129H156ZM165 128H166V127L164 126L162 129L164 130ZM262 128H260V129L262 130ZM78 129H75V130L77 131ZM93 129H92V130H93ZM120 129H121V130H120ZM134 129H135V128H134ZM134 129H133V130H134ZM136 129L134 130V132H132V134H134L135 132H138V131H137L138 129H137V130H136ZM256 129H259V128H256ZM260 129H259V130H260ZM100 130H101V131H100ZM112 130H113V129H112ZM112 130H111V133H112ZM114 130H115V128H114ZM114 130H113V131H114ZM133 130H132V131H133ZM153 130H154V131H153ZM261 130L258 131L259 133L256 132L257 130H255L256 135H254V136H257V135L259 136L258 138H257V137H254L255 139L259 140L260 138H264V136H263L264 133H263V131H261ZM263 130H264V129H263ZM81 131H80V133H82ZM120 131H121V132H120ZM156 131H157V132H156ZM103 132H104V131H103ZM103 132H102V133H103ZM105 132H106V131H105ZM129 132H130V134H131V130H130ZM129 132H128V133H129ZM147 132H148V131H147ZM154 132H156V133H154ZM239 132H240V131H239ZM255 132H253V133L255 134ZM73 133H74V131H73ZM75 133H77V132H75ZM75 133H74V135L76 136ZM78 133H79V132H78ZM78 133H77V134H78ZM80 133H79V134H80ZM86 133H85V135H87ZM94 133H96V134H94ZM97 133H98V136H99L100 138L97 137ZM111 133H109V134H110V136L112 137L115 133H112V135H111ZM123 133H124V134H123ZM150 133H152V137H151V135H149ZM234 133H235V132H234ZM234 133H233V134H234ZM246 133H247V134H248V133L250 134V132H247V131H246ZM246 133H245V134H246ZM261 133H262V134H261ZM82 134H83V133H82ZM89 134H88V136H89ZM105 134H101L102 137H103V135H105ZM235 134L238 135V136H236ZM235 134L232 135V133H231L230 136H228L229 134L226 135V136H224L223 138L227 139V138L229 137L230 140H228V139H229V138H228V139L225 141L224 145H223L222 141H221V144H222V145H220V146L218 145L219 148L225 149L227 152H225V151H224V152L227 153V154H228L229 151H230V150H228V149H229L228 146H230V149L233 148L234 155H235V153L241 152V151H240L241 149H242V152H243V149L246 148V147H245L246 144H248L247 142H250V140H252L251 138H253V136L251 137V135H248V136L251 137V138L248 137L250 140L247 141V142H244V145H245V146H243V144H242L243 141H242V142L239 141V139H240V135H239V133H238V134L235 133ZM245 134H243V136H244ZM251 134H252V133H251ZM259 134H261V135H259ZM72 135H73V134H72ZM83 135H84V134H83ZM118 135L116 134V136H118ZM122 135H123V136H122ZM140 135H142V136H140ZM143 135H145V136H144L145 138L143 137ZM75 136H72V137H74V138L76 139ZM81 136H82V135H81ZM114 136H115V135H114ZM119 136L117 137V139H116V138H115V139L118 140ZM231 136H232V137L234 136V137H236L237 139L239 138L238 141L241 142V143H239V144H242L241 146H243V147H241V148L238 147V146H240V145L237 144V143H236V144H237L238 146H237L236 148L233 147V146L231 147V145H233V144H231V143H234V145H235V142H237V141L233 142L236 138H235V139L232 138V140H231ZM243 136H242V137H243ZM78 137H80V135H79ZM82 137H83V136H82ZM82 137H81V139H82ZM84 137H86V136H84ZM84 137H83V138H84ZM94 137H93V138H94ZM137 137H138V138H137ZM141 137H142V138H141ZM150 137H151V138H150ZM242 137H241V138H242ZM245 137H247V135H246ZM67 138H68V137H67ZM86 138L89 139V137H86ZM104 138H105V137H104ZM104 138H103V140H102L103 143L106 142V140H104ZM134 138H135V140H133ZM140 138H141V139H140ZM254 138H253V139H254ZM77 139H80V138H77ZM81 139H80V140H81ZM115 139H114V140H115ZM153 139H154V140H153ZM82 140H84V139H82ZM90 140H91V138L89 139V141H90ZM92 140H93V139H92ZM223 140H224V139H223ZM240 140H241V139H240ZM242 140H243V138H242ZM245 140H246V139H244V141H245ZM263 140H264V139H263ZM76 141H77V140H76ZM112 141H113V142H112ZM133 141H134V142H133ZM152 141H153V142H152ZM229 141H230V142H229ZM84 142H85V141H84ZM86 142H87V143H85V144L90 145V144H89L90 142L88 143V140H87V139H86ZM99 142H100V143H99ZM223 142H224V141H223ZM227 142H228V144H226ZM28 143H29V142H28ZM28 143H27V145H28ZM92 143H93V144H92ZM151 143H153V144L149 146V144H151ZM229 143H230V145H229ZM80 144H82V143H80ZM85 144L83 143L84 146H85ZM105 144H106V143H105ZM105 144H104V145H105ZM120 144H119V146H120ZM124 144H121V145H124ZM142 144H143V143H142ZM142 144H140V145H142ZM144 144H143V145H144ZM219 144H220V143H219ZM27 145L23 148L24 150L26 149ZM29 145H30V144H29ZM29 145H28V146H29ZM147 145H148V146H147ZM81 146H82V145H81ZM84 146H83V147H84ZM119 146H118V147H119ZM124 146H125V148H126V145H124ZM124 146H123V147H124ZM130 146H131V144H130L128 147H130ZM136 146H135L134 148L132 147L133 149H132L131 147H130V148H131L132 150H136V148H137ZM152 146H153V147H152ZM222 146H224L225 148H223ZM226 146H227V147H226ZM30 147H31V146H30ZM33 147H35V146H33ZM33 147H31V148H33ZM106 147H105V148H106ZM109 147H110V148H109ZM151 147H152V148H151ZM28 148H29V147H27V149H28ZM31 148H30V149H31ZM91 148H92V147H91ZM93 148H95V147H93ZM96 148H97V147H96ZM108 148H109V149H108ZM138 148H141V149H142V147H140V146H139ZM138 148H137V149H138ZM226 148H227V149H226ZM234 148H235V151H234ZM23 149H22V150H23ZM27 149H26L25 151H27ZM35 149H36V147H35ZM118 149H121V150L123 151V148H120V147H119ZM128 149H129V148H126V151H127ZM148 149H149V150H148ZM150 149H151L152 151H151ZM217 149H218V148H217ZM222 149H221V151H220V149H219V151L222 152V151H223ZM238 149H240V150L238 151ZM22 150H20V152H22ZM24 150H23V151H24ZM31 150H32V149H31ZM38 150H39V149H37V152H39V153H38L37 155H36V154H35V155L33 154L34 156H33V155L31 156V153H32V152H35L34 148H33V151H30V150L28 149V151H29V152L27 151L28 154L25 153V152H22V153H20V155L22 154L24 157H25L24 154H27L26 156H28V157L31 156V157H29V159H27V158L25 157V158L27 159V161H26L27 163L31 162L32 160H33V162H35L34 159L39 158L40 152H42V151H44V152H45V151H48L47 149H42V151H41V149H40L39 151H38ZM139 150H140V149H139ZM109 151H108V152H109ZM111 151H112V153H111ZM113 151H114V152H113ZM143 151H144V152H143ZM149 151H150V155H149ZM237 151H238V152H237ZM37 152H36V153H37ZM115 152H116V153L120 152V153H119V154H114ZM142 152H143L144 154H143ZM146 152H147V153H146ZM181 152H182V151H181ZM231 152H232V151H231ZM233 152H232V153H233ZM15 153H16V152H15ZM15 153H14V154H15ZM17 153H18V152H17ZM17 153H16V154H17ZM23 153H24V154H23ZM47 153H48V152H47ZM222 153H223V152H222ZM222 153H219V154H222ZM225 153H224V154H225ZM43 154H44V153H43ZM108 154H109V153H108ZM112 154H113V155H112ZM145 154H146V155H145ZM180 154H181V153H179V155H180ZM182 154H183V156H184V155H185V152H182ZM230 154H231V153H230ZM239 154H241V153H239ZM46 155H47V154H46V152H45V156H46ZM96 155H98V154H97V151H96ZM179 155H178V157H179ZM186 155H187V154H186ZM186 155H185L184 157H186ZM215 155L218 156V151L216 152ZM242 155H243V154H242ZM242 155H240V156L238 155V156H239L241 159H243ZM42 156H44V155H42V153H41L40 157H42ZM47 156H48V155H47ZM47 156H46V157H47ZM108 156H109V155H108ZM149 156H150V157H149ZM219 156H220V155H219ZM252 156H253V157H252ZM252 156H251L252 159H250V160H254L255 157H256V155H255V157H254V154H253ZM32 157H33V158L36 157V158L32 159ZM46 157H45V159H47L46 161H48L49 157H48V158H46ZM119 157H121V156H119ZM178 157H177V158H178ZM43 158H44V157H43ZM43 158H39V159H41V160L39 161L40 163H41V161H42V162L44 161V162L46 163V161H45ZM114 158H115V159H114ZM135 158H136V159H135ZM177 158H176V160H175L174 158H172L170 161H168V163L164 164L163 166L168 165V164H171V165H172V163H173V161H174V164H173L172 166H171V165H170V166L168 165L169 167L165 166V167H164L165 169H162L163 166H159V164L157 165V163H155V164H156L155 166L152 165V166L155 168V169L153 168L154 171H155V172H154V175H155L156 173H159L158 175L156 174L157 176H159V177H158L159 179H160V178H161V179L167 178L168 180H169V179H172V180H173V177H174V176H175L174 178H176V176H178V175L180 176L181 173L184 171L185 167H190V166H191V162H190L191 159H190V161H189V158H188V161H189V164H190V166H189L188 162L186 163L187 160L185 161V159H187V158H182V160L179 159V163H178V161H177V160H178ZM240 158H239V159H240ZM39 159H37V161H38ZM107 159H108V158H107ZM109 159H108L107 161L110 163ZM116 159H117V160H116ZM127 159H128V160H127ZM134 159H135V160H134ZM143 159H144V160L146 159V160H145L146 162H145ZM180 160H181V161H180ZM250 160H248V161L250 162ZM20 161H22V160L20 159V160L18 161V162H19V164H18L19 166H20V164L23 162V161H22V162L20 163ZM138 161H139V164H138ZM142 161H143V163H142ZM175 161L177 162L176 164H175ZM184 161H185V162H184ZM248 161H246V162H248ZM26 162H24L23 164H21V167H22V165H23V167H24V166L34 165V164H35V163L32 162L33 164L29 163L28 165H24V164H26ZM44 162H43L42 164H44ZM125 162H126V164H125ZM127 162H129V163H127ZM140 162H141V163H140ZM144 162H145V166H144V165H141V164H144ZM149 162H150V163H149ZM180 162H181V163L184 162V163H182V164L180 165ZM240 162H243V163H239V164H241V165L244 164V160H240ZM252 162H253V161H252ZM36 163H37V162H36ZM130 163H131V164H130ZM38 164H39V163H38ZM117 164H118V165H117ZM137 164H138L139 166H138ZM185 164H186V165H185ZM187 164H188V166H187ZM36 165H37V164H36ZM36 165H34L35 168H34V166L32 167V168H34V173H35L34 175H36V177H33V176H34V175L32 174L33 169H31V170H32V171H31V170H30V168H31L30 166L28 167V169L30 170V172H31V174H32L33 176H32L31 174H29V176L31 175L32 178H36V179H33V180H37V182H39V183L42 182V183H43V184H42V183L39 184L40 186L37 184V185H38V186H37V189L40 190V188H42V187L44 186V184H45L44 182H45L46 180H45V181H42V180L45 179L44 177H45L46 175H45L44 172H46L47 169H45V167L42 166V167L44 168V170H45V171H43V170H42L43 168H40L39 166H36ZM39 165H40V164H39ZM45 165H47V164H45ZM146 165H147V166H146ZM183 165H184V167H182L183 169H182V170H178V169H181V166H183ZM9 166H11V165H9ZM152 166H150V167H152ZM11 167H12V166H11ZM14 167H15V166H14ZM21 167H20V169L23 168V167H22V168H21ZM37 167H38V168H37ZM91 167H92V168L95 167L94 169H97V170L99 169V166H98V168H96V166H94V167L91 166ZM179 167H180V168H179ZM12 168H13V167H12ZM17 168H18V166H17ZM24 168H25V167H24ZM92 168H90L91 171H92ZM140 168H141V170H140ZM166 168H167V169H166ZM261 168H263V167H260V168L255 167V168H252V169L249 168L248 170L251 171V172H257V171H259V170L262 171L263 169H261ZM9 169H11V168L9 167ZM13 169H14V168H13ZM20 169H19V170H20ZM35 169H36V170L39 169V171L41 172V175H43V178H44V179H42L41 176H39V173H40V172H38V170L36 171V172L38 173V176H37V173L35 172ZM101 169H100V170H101ZM128 169H129L132 173H131ZM133 169H134L135 171H133ZM144 169H145L146 171H145ZM156 169H157V170H158V169H161L163 173L161 172V170H160V171L158 170V172H157ZM188 169H189V168H188ZM11 170H12V169H11ZM22 170H23V169H22ZM41 170H42L43 172H42ZM166 170H169V171H168L169 173L167 172L168 175L165 176L164 174L166 173ZM185 170H187V168H186ZM248 170H246V171H248ZM25 171H26V170H25ZM25 171H21V170H20V172H24L22 175L25 174ZM93 171H94V170H93ZM122 171H123L124 174L122 173ZM141 171H145V172H141ZM180 171H181V173H180ZM249 171H248V172H249ZM261 171H260V173H261ZM26 172H27V171H26ZM30 172H28V173H30ZM98 172H99V171H98ZM119 172H121V173H119ZM127 172H128V173H127ZM129 172H130L131 174H133V172H134V174H133L132 176H134V175H136V176H134V177L132 178ZM135 172H136V174H135ZM178 172H179V173H178ZM184 172H185V171H184ZM263 172H264V171H263ZM43 173H44V174H43ZM93 173H95V172H93ZM115 173H118V174H117L118 176H119V174H120V175H123V177L121 178V176H119V178H118L117 175H115ZM140 173H141V175H140ZM160 173H161V174H160ZM100 174H99V176H101ZM142 174H143V175H142ZM176 174H177V175H176ZM262 174H263V173H262ZM0 175L2 176V174H0ZM11 175H13V174H10V177H11ZM26 175H27L26 177H29L28 174H26ZM44 175H45V176H44ZM76 175H77V174H76ZM76 175H75V176H76ZM79 175H80V172H79ZM113 175L117 177V179H115V181H114V178H115V177H114ZM137 175H138V176H137ZM163 175H164V176H163ZM1 176H0V179H1V178H2V179L5 178L4 176H3V177H1ZM75 176H73V178H74ZM77 176H78V175H77ZM124 176H125V177H124ZM126 176H127V177H126ZM141 176H142V177H141ZM162 176H163L164 178H163ZM167 176H168V177H167ZM179 176H178V177H179ZM261 176H262V178H261V177L258 178V181H259V182H257V183H260L261 180H259V179H262V180L264 179L263 175H261ZM12 177H13V176H12ZM37 177H38V178H37ZM130 177H131V178H130ZM169 177H170V178H169ZM6 178H7V177H6ZM6 178H5V179H6ZM13 178H14V177H13ZM32 178L30 177V178H26V179H25V175H24V179H25V181H26V180H29V179H31V180H29V181H32ZM39 178H41L42 180L39 179ZM57 178H56V179H57ZM126 178H127V180H126ZM128 178H129V179H128ZM140 178H141V179H140ZM2 179H1L0 181H2ZM5 179H4V180H5ZM7 179H8L9 181H10V180L12 181L11 178L9 179V176H8ZM21 179H22V178H21ZM66 179H67V180H66ZM105 179H106V178H105ZM130 179H131V180H130ZM161 179H160V180H161ZM19 180H20V178H19ZM19 180L16 182L17 184L19 183ZM38 180H40V181H38ZM62 180H63V182H64V181H67V183H70V180H71L72 185H73V183H74L75 185H73V186H75V187L73 188V186H71V183L69 184L70 186L67 185V183H66L65 185H66L68 188H67L66 186H65V187L63 186L64 188H62V185H63ZM68 180H69V182H68ZM103 180H104V177H103ZM140 180H141V181H140ZM11 181H10V182H11ZM25 181H23V182L26 184L28 181H26V182H25ZM108 181H109V180H108ZM255 181H257V180H255ZM263 181H264V180H263ZM6 182H7V180H6ZM6 182H5V183H6ZM10 182H8V185H6L7 183L5 184L3 181L1 182L2 185L4 184V185H3V186H4V187H3L4 189H3L2 186L0 185L1 189H2L3 191L6 190L5 192H3V191L0 192L1 195H2V197H5V196L8 195V193L11 192V191L14 193V191H15L18 187H19V188L21 187L20 185H18V187L16 188V183H15V186H14V184L12 185V186L15 187V190H11V188L14 189V187H11V188L9 189V192H8V189H5V188H7L6 186H9V183H10ZM21 182H22V180H20V184H21ZM33 182H34V183H37V182H35V181H33ZM61 182H62V183H61ZM82 182H83V183H82ZM104 182H105V181H104ZM56 183H58V182H56ZM64 183H65V182H64ZM254 183H255V182H254ZM257 183L254 184L253 187L251 186V185H253V183H252L251 185H249V187L251 186L252 188H249V187H247V188H249L250 190H252L253 188H254V189H253L252 191H250L249 189H248L249 191H248V190H244V193H245L246 191H248V194H249V192L252 193V194H254V193H255V194H256V193L258 194V192H259V193L261 192V194H264V193H262V190H261V188H262L261 186H264V182L262 183V181H261V183H262L263 185L259 184L260 186H259ZM25 184L22 183V186L25 185ZM80 184H83L84 186L81 185V186H83V187H81ZM101 185H103V186H101ZM10 186H11V185H10ZM100 186L102 187L101 192H103V191H104V192H103V193L100 192V195H99V193H98L99 190H98V189H99ZM106 186H104V187H106ZM24 187H25V186H24ZM44 187H45V186H44ZM50 187H51V186H50ZM69 187H71L72 190H71ZM108 187H109V188H108ZM139 187H140L141 189H140ZM255 187H256V188H255ZM19 188L17 189V191H20V189H21L22 187H21L20 189H19ZM85 188H86V187H85ZM85 188H84V190H85ZM137 188H138V189H137ZM257 188H258V189H257ZM1 189H0V190H1ZM23 189H24V188H23ZM37 189H36V190H37ZM69 189H70V190H69ZM80 189L77 188V190L81 191ZM10 190H11V191H10ZM21 190H22V189H21ZM25 190H26V189H25ZM258 190H259V191H258ZM22 191H23V190H22ZM22 191H21V193H22ZM28 191H29V190H28ZM28 191H26V193H27V194H30L29 196L31 197L33 194H32L31 192L28 193ZM30 191H31V189H30ZM105 191H106V193H107V192H108V193H107V195L104 196L103 194H106ZM263 191H264V188H263ZM2 192H3V193H2ZM7 192H8V193H7ZM12 192H11V193H12ZM56 192H57V193H56ZM76 192H77L78 194H77ZM83 192H84V191H83ZM94 192H95V193H94ZM5 193H7V194H5ZM13 193H12V194H13ZM15 193H16V191H15ZM50 193H51V196L49 195ZM74 193H75L76 195H75ZM92 193H93V194H92ZM134 193H135V196H133ZM242 193H243V192H242ZM4 194H5V195H4ZM12 194H9V195H12ZM18 194H19V192H18ZM31 194H32V195H31ZM35 194L38 196L37 192H35L34 195H35ZM81 194H82V195H81ZM245 194H246V193H245ZM248 194L245 195V196H246L245 199L247 200V202L250 201V198H249V201H248V199H247L248 196H249ZM1 195H0V196H1ZM3 195H4V196H3ZM9 195H8V196H9ZM16 195H17V194H16ZM73 195H74V197H73ZM93 195H94V196H93ZM98 195H99V196H98ZM223 195H225V194H223ZM223 195H222V196L220 195L221 197H218V199L220 198V200H218V199H216V198L213 199L214 202H213L211 199H207V203H208V204H207V203L205 204L206 201L201 202L202 204L204 203L203 206H202L201 203L197 204L199 208L201 207L200 210H199L198 207H195V206H197V205H194V204H196V202H195V203L193 202V204L191 203V205H194L193 208H194L195 210H194L192 207H189V209H190V210H189V209H188V206H187V209H188L187 214H186V212H183L184 214L182 213V211H187V210L185 209L186 207L184 208L185 210L182 208V209H183V210L181 209L182 211L179 209V211H178L179 213H178V214H180V215L183 214L185 217L182 215L183 218H182V216H178L179 218L177 217L176 219H180V218H181V222H182V223H183L185 220H189V221H190L191 219H193V224L189 225L190 227H191V226H192V227H191V228L188 227V229H190V230H188V232H190L191 229H192V231L190 232V233H192V234H194L195 229H197V228L200 229V227L203 225V222H204V225H203V227L201 228V231L206 232V231H208V230L210 229V230L208 231V232H210V231H211V223L209 224L208 222H211L210 220L213 218V217H212V214H210V213H212V212H213V213H214V212L217 213L218 209H219V212H218L217 214L221 213V212H220V208H221V210L224 209V208L226 209V208L229 206L228 204H230V202L233 201V200H229L230 198L228 199V197H226L227 195H226L225 197H224ZM240 195H241V194H239V196H240ZM242 195H243V194H242ZM27 196H28V195H26V197H27ZM29 196L27 197L29 200H28L27 198H25V200H26V199L28 200V203L30 202L31 199L33 200V199L36 198V196H34V197L32 196L31 199H30ZM67 196H68V197H67ZM75 196H76V197H75ZM102 196H103V197H102ZM126 196H127V197L129 196V197L126 198ZM132 196H133V198L135 197L136 200H134V199L132 200ZM57 197H56V198H57ZM104 197H106V198H104ZM250 197H251V196H250ZM252 197H254V195H252ZM48 198H49L50 200H49ZM98 198H99V199H98ZM101 198H102V199H101ZM124 198H125V201H126V202L124 201ZM129 198H131V199H129ZM238 198H239V197H237V199H235V200L238 201ZM243 198H244V197H243ZM243 198L240 197L239 199L242 200ZM97 199H98L99 201H98ZM116 199H118V201H120V202H118ZM120 199H121V200H120ZM126 199H127V200H126ZM197 199H198V198H197ZM245 199H243L242 202L245 201ZM252 199H254V198H252ZM252 199H251V200H252ZM27 200H26V201H27ZM32 200H31V202H32ZM83 200H84V197L82 198V201H83ZM122 200H123V201H122ZM129 200H132V202H130ZM208 200H209L210 202H209ZM235 200H234V201H235ZM241 200H240V202H241ZM26 201H25L24 203H25L26 206H27ZM33 201H34V200H33ZM80 201H81V200H80ZM82 201H81V203H82L83 205H86V204L83 203ZM105 201H106V200H105ZM111 201H112V202H111ZM114 201H116V202L114 203ZM133 201H134L135 203H134ZM142 201H144V200H142ZM194 201H196V199H195ZM215 201H217L218 203L215 202ZM219 201H220V202H219ZM226 201H228V202H227L228 204H226V203L223 204V202H226ZM31 202H30V204H31ZM43 202H42V203H43ZM97 202H100V203H97ZM107 202H104V203H105V204H108ZM122 202H123V203H122ZM238 202H239V201H238ZM52 203H53V201H52ZM119 203H120V206H119ZM126 203H127V204H126ZM211 203H213V204H212L213 208L215 209V207H216L217 210L215 209V211H214V210L211 209V210L209 211V209L212 208ZM214 203H215V204H214ZM243 203H246V202H243ZM30 204H28V205H30ZM115 204H117V205H115ZM138 204H139V201H138ZM173 204H174V203H173ZM200 204H201V205H200ZM219 204H222V206H220ZM128 205H129V206H128ZM176 205H179V206H177V207H180V205H182V203L179 202L178 204H175V206H176ZM189 205H190V204H189ZM191 205H190V206H191ZM199 205H200V206H199ZM206 205H207V208H206ZM223 205H225V207H223ZM227 205H228V206H227ZM238 205L241 206V207L244 205L243 207L245 208V205H246V204L240 205V203H239V204H237V208L239 207ZM26 206H25V208H26ZM43 206H45L44 203H43L42 207H43ZM117 206H118V207H117ZM127 206H128V208H127ZM171 206H172V205H171ZM208 206H209V207H208ZM226 206H227V207H226ZM95 207H96V210H97V209L100 210V207H99V206H98L99 208H97V205H96ZM101 207H102V206H101ZM124 207H125L126 209H125ZM202 207H203V209H204V208H206V209L202 210ZM222 207H223V208H222ZM44 208H45V207H44ZM82 208H83V207H82ZM129 208H130V209H129ZM156 208H157V209L159 208L158 211L160 212L159 214H161V215L158 214ZM160 208H161L162 210L164 209V210H163L164 212L160 211ZM196 208H198V209H197L198 211L196 212V214H197V213L199 214L200 212H202V213H200L201 215H196L195 213H192V212L196 211ZM237 208H236V209H237ZM244 208L240 209V211H238L239 208H238V210L234 209V210H236V211L238 212V213L235 212L236 215H234V216L237 217V214H238V216H239V215H240L239 213H241V212L243 211ZM84 209H85V207H84ZM101 209H102V208H101ZM106 209H105V210H106ZM117 209H118V210H117ZM124 209H125V211H126L127 209H128V210L125 212ZM135 209H136V207H135ZM167 209H168L169 211H172L171 209H173V208L171 207L170 209H169V208H167ZM174 209H175V208H174ZM192 209H193L194 211H192ZM207 209H208V212H207ZM94 210H95V208H94ZM99 210H97L98 213H99ZM109 210H108V212H109V216L113 217L114 214H113V216H112V215H111V212H110ZM113 210H115V212H114ZM146 210H147V209H146ZM177 210H178V208H177L176 210H174V211L176 212ZM234 210H233V211H234ZM97 211H96V213L94 214V216H93L94 218H93V219L97 218L96 215H99V214H97ZM133 211L135 212V210H133ZM149 211H150V210H149ZM165 211H166V212H165ZM174 211H173V212H174ZM203 211H204L205 213H204ZM27 212H28V210H27ZM123 212H125V213H124L125 216H123V214H122ZM129 212H130V214H129ZM145 212H146V211H145ZM147 212H148V211H147ZM147 212H146V213H147ZM173 212H172V214H173ZM30 213H33V210H32V209H29V213H28V214L30 215ZM142 213H143V212H142ZM142 213H141L140 215H142ZM165 213H167V215H166ZM168 213H170V214H168ZM176 213H177V212H176ZM191 213H192V214H191ZM232 213H233V212H232ZM235 213H234V214H235ZM134 214H135V213H134ZM143 214H145V213H143ZM156 214H158L159 216H156ZM174 214H175V213H174ZM178 214H176V215H178ZM185 214L188 216V219H187V216H186ZM189 214H191V215H189ZM194 214H195V215H194ZM203 214H204L205 216H207V217L204 218L205 221H203V217H204ZM209 214H210V215H209ZM217 214H215V215L217 216ZM23 215L25 216L26 214H23ZM136 215H139V213L136 214ZM140 215L138 216L139 219H137V220L135 219L136 221L140 220ZM154 215H155V216H154ZM193 215H194V216H193ZM202 215H203V217H202ZM213 215H214V214H213ZM263 215H264V213L262 214V216H263ZM99 216H100V215H99ZM107 216H108V215H107ZM109 216H108V217H109ZM153 216H154V217H153ZM190 216H191V217H190ZM196 216H198V217H196ZM199 216H201V219H202V220L200 219ZM208 216H210V217H208ZM216 216H214V218H215ZM51 217H52V216H51ZM173 217H176V216L174 215ZM173 217H172V219H174ZM192 217H194L195 219L192 218ZM263 217H264V216H263ZM48 218H49V217H48ZM52 218H55V217H52ZM99 218H100V217H99ZM99 218H97V219H99ZM185 218H186V219H185ZM209 218H211V219H209ZM97 219H95V221H97ZM150 219H152V222L150 221ZM164 219H165L166 222L164 221ZM172 219L170 218V221H171ZM184 219H185V220H184ZM206 219H207V220H206ZM262 219H263V218H262ZM100 220H101V218H100ZM113 220H114V222H113ZM127 220H128V219H127ZM194 220H195V221H194ZM208 220H209V221H208ZM50 221H51L50 224L53 223L52 220H50ZM54 221H55V220H54ZM95 221H94V222H95ZM115 221L117 222V224H115V223H116ZM191 221H192V220H191ZM199 221H200V222H199ZM202 221H203V222H202ZM207 221H208V222H207ZM48 222H49V221H47V223H48ZM55 222H56V221H55ZM94 222H93V223H94ZM98 222H99V221H98ZM131 222H133V221H131ZM131 222H129L128 226H129L130 224H132ZM138 222H139V221H138ZM141 222H142V220H141ZM141 222H139L140 224L137 225V226L142 225ZM144 222H143V224H144ZM159 222H160V224L162 223L163 225H165V223L167 224V226H162V225L160 226V224H158V225L160 226V228H161V227H162V228H163V227H166V228L163 229V230H161V229L159 228V226L157 225V223H159ZM163 222H164V223H163ZM173 222H175V220H174ZM173 222H172V223H173ZM178 222H179V221H178ZM185 222H187V221H185ZM198 222H199L200 224H199ZM120 223H121V224H120ZM149 223H150V224H149ZM152 223H155V225H153ZM201 223H202V224H201ZM96 224H97V223H96ZM127 224H126L125 226H127ZM151 224H152V225H151ZM177 224L179 225V223H177ZM195 224H196V225H195ZM197 224H199V226H200V225H201V226L198 227ZM30 225H31V224H30ZM94 225H95V224H94ZM116 225H117L118 227H117ZM194 225H195V226H194ZM206 225H208V227H210V228H208ZM209 225H210V226H209ZM95 226H96V225H95ZM196 226H197V228H196ZM96 227H97V226H96ZM119 227H121V228L119 229ZM141 227H140V228H141ZM150 227H152V228H150ZM153 227L156 228V230H154ZM157 227H158L160 230L157 229ZM204 227H205V228H204ZM26 228H27V227H26ZM138 228H139V227H138ZM172 228H175V227H172ZM206 228H207L208 230H207ZM30 229H31V227L28 228L27 232L30 231ZM118 229L121 230V231L118 232ZM193 229H194V230H193ZM203 229H205V230H203ZM19 230H20V229H19ZM94 230H95V229H94ZM97 230H98V229H97ZM97 230H95V231H97ZM106 230H107V229H106ZM108 230H107V232H108ZM112 230H113V231L116 230V236H115V234H114L115 231L113 232ZM150 230H151V231H150ZM17 231H18V230H17ZM122 231H123V233H122L123 235L121 234L120 236H117V234L119 235ZM153 231H155V233H153ZM160 231H161V232H160ZM178 231H179V230H178ZM178 231H176L174 234H177ZM196 231H197V230H196ZM213 231H214V233H216V234H214ZM216 231H217V232H216ZM98 232H100V231H98ZM109 232H108V233H109ZM125 232H127V231L125 230ZM150 232H151V233H150ZM163 232H162L161 234L158 233L159 236H160V235L162 236L163 234H165V233H163ZM173 232H174V231H173ZM180 232L185 236L186 241L188 240L187 243H189V244L192 243V242L190 243V241L193 240V239H194V242H195V241L197 242V243L195 242L196 244H199V241H200L199 239H201V238H203V237H204V238H207V239H208V238H211V242H212L213 240L217 239L219 242H217V240H216L215 242H217L218 244H219V243H220V244L222 243L223 245L226 244V246H225L226 248H223L224 246L219 244L218 247H221V246H222L221 248L224 249L225 251H222V250H221L222 252H221V254H219L218 256H221V255H222V256H225V257H229V258H230V256H231L232 258L229 260V264H230L231 262H232V264H236V263H234L233 261H234L236 258H238V255H235V254H237V252H236V251H232V252H233V253H232V252L230 251V245L228 244V240H227V239H223V240H221V239H220V235H219V237L217 236V234H218V229H217V228H215L214 230L211 231V234H213L212 236H216V237H217V238L213 237V239H212V237H211V234H209V233L206 234V235L198 236L199 239H197V238H194V237H193L194 235L192 236V234H191V236H188V235H190V233H188V232L185 233V234L188 236V237H187V236L181 231V229H180ZM24 233H25V232H23L22 234H24ZM148 233H149V234H148ZM181 233H178L177 235H179V236L181 235V237H179V238H181V243L185 244L186 241H185L184 239H183L184 241H182V237L184 238V236H183ZM104 234H103V235H104ZM150 234H151V235L155 234V236H154V235L152 236V239H153L154 237H158V238H154V239L152 240V239L150 238V236H151ZM169 234H170V233H169ZM136 235H137V236H136ZM149 235H150V236H149ZM156 235H157V236H156ZM172 235H173V233L171 234V236H172ZM10 236H11V235H10ZM97 236H98V234H97ZM143 236H144V237H143ZM4 237H5V236H3V237H1V238H4ZM132 237H133V238H132ZM141 237H142L143 239H142ZM148 237H149V240H148ZM163 237L165 238L164 235H163ZM167 237H170V235H167ZM173 237L177 238L176 235H175V236L173 235L171 238H169V239L167 238L168 240H170L169 242H168L167 239L161 238V239L165 240V242H166V241H167V242L165 243L163 240H161V243H162V244L159 243V246H160V244H161V245L164 247V245H163V242H164V244H166V245H165V248H168V247H167L168 245L171 247V246H172V243H173V242H171V241H174V240H172ZM190 237H192L193 239H191ZM195 237H196V236H195ZM1 238H0V239H1ZM93 238H91V239H93ZM109 238H110V237H109ZM117 238H118V239H117ZM128 238H129V239H128ZM137 238H138V240H137ZM140 238H141V240L139 241ZM144 238H145V240L147 239V241H148L147 243L150 242V244H149L150 246H149V247L146 246L147 243H146V241L144 240ZM150 239H151L152 241H151ZM207 239H201V242H202V240H204V241L202 242L203 244H202V243H201V244H202V245H205V244L209 245V243H211V242H209V239H208V240H207ZM95 240H96V241H95ZM104 240H105V239H104ZM111 240H112V241H111ZM116 240H119V241H116ZM134 240H135V242H134ZM143 240L145 241V243H143V242H144ZM206 240H207V242H205ZM224 240H225V241H224ZM226 240H227V241H226ZM175 241H176V239H175ZM177 241H178V239H177ZM220 241H221V242H220ZM222 241L227 242V243L224 244V242H222ZM101 242H102V243H101ZM124 242H125V243H124ZM170 242H171V243H170ZM208 242H209V243H208ZM213 242H214V241H213ZM117 243H118V244H117ZM129 243H130V244H129ZM137 243H138V244H137ZM174 243L176 244L177 242H174ZM174 243H173V244H174ZM181 243L179 242V244H181ZM204 243H205V244H204ZM103 244H104V245H103ZM124 244H125V245H124ZM167 244H168V245H167ZM192 244H194V243H192ZM211 244H213V243H211ZM218 244H217V245H218ZM116 245H117V246H116ZM122 245H124V246H122ZM199 245H200V244H199ZM120 246H122V247H120ZM130 246H131V247H130ZM82 247H83V246H82ZM82 247H81V249H82ZM85 247H86V246H85ZM94 247H95V248H94ZM100 247H101V246H100ZM100 247H99V248H100ZM119 247L122 248V251H123V249L125 250V252L123 251L125 254H124V253H123V254L125 255V258H126V259H124V257H123V259L121 260L123 254L121 253V249H120ZM123 247H124V248H123ZM133 247H134V248H133ZM139 247H140L141 250L138 249ZM145 247H144V248H145ZM160 247H161V246H160ZM163 247H162V248H163ZM83 248H84V247H83ZM89 248H90V247H89ZM221 248H219V250H220ZM227 248L229 249V251H230L231 254L228 253L229 251L227 252V250H228ZM117 249H118V250H117ZM128 249H129V251H128ZM133 249H134V250H133ZM136 249H138V250H136ZM146 249H145V250H142V251L146 252ZM79 250H80V249H79ZM111 250H112V251H111ZM156 250H155V251H156ZM155 251H154V253H153V254H155L154 256H156V254L158 253V251H156L157 253H155ZM112 252H113V253H112ZM128 252H129V253H128ZM130 252H131V253H130ZM137 252H136V253H137ZM144 252H140V254H142V253H144ZM152 252H153V251H152ZM152 252H151V253H152ZM78 253H77V254H78ZM87 253H88V252H87ZM146 253H147V252H146ZM149 253H150V252H148L147 255H148ZM151 253L148 255L149 257H148L147 255H145V256H147V258H151L152 261H154L155 258H152V254H151ZM140 254H138V255H140ZM213 254L215 255V250H214V251L210 250V255L213 256ZM81 255H80V256H81ZM114 255H115V253H114ZM138 255L136 254L135 258H136ZM105 256L107 257V259H105V258H106ZM143 256H144V254L141 255V258H140V256L138 257V258H140V259H138V260L140 261V263H141V261H142V257H143ZM150 256H151V257H150ZM222 256H221V258L218 257V260H219V261L216 260V261H218V264L220 263L221 260H223V259H222ZM119 257H120V258H119ZM162 257H164V256H162ZM70 258H71V259H70ZM74 258H75V257H74ZM86 258H87L89 261H88ZM130 258H131V259H130ZM130 258H129L130 261H134V260L132 259V258H134V257H130ZM135 258H134V259H135ZM145 258H146V257H145ZM145 258H143V259L145 260L144 262H146V260H147V258H146V259H145ZM164 258H165V257H164ZM234 258H235V259H234ZM67 259H68V257H67ZM116 259H117V258H116ZM216 259H217V258H216ZM220 259H221V260H220ZM65 260H66V258H65ZM69 260L72 261V257H69L68 261H69ZM73 260H74V259H73ZM111 260H112V259H111ZM111 260H110V262H111ZM114 260H115V259H113V261H114ZM149 260H150V259H148V262H149ZM232 260H233V261H232ZM236 260H237V259H236ZM236 260H235V261H236ZM262 260H263V259H262ZM66 261H67V260H66ZM68 261H67V262H68ZM70 261H69V262H70ZM90 261H91V262H90ZM116 261H117V260H115V262H116ZM135 261H137V258L135 259ZM175 261H177V260H175ZM175 261H174L172 264H174V263L177 264L179 260H178L177 262H175ZM69 262H68V264H69ZM73 262H75V260H74ZM77 262H78V261H77ZM77 262H76V264H81V261H80V263H79V262L77 263ZM88 262H89V263H88ZM115 262H113V263H111V264H116L117 262H116V263H115ZM150 262H151V261H150ZM150 262H149V263H150ZM179 262H182V261H179ZM260 262H261L260 264H264V263H263L264 261H260ZM122 263H123V262H120V263H118V264H122ZM124 263L129 264L127 261H124ZM124 263H123V264H124ZM130 263H132V262H130ZM135 263H138V262H135ZM135 263H133V264H135ZM140 263H139V264H140ZM149 263H146V264H149ZM153 263H154V262H152L151 264H153ZM71 264H72V263H71ZM74 264H75V263H74ZM107 264H109V259H108V263H107ZM141 264H142V263H141ZM144 264H145V263H144ZM162 264H163V263H162ZM178 264H179V263H178ZM227 264H228V263H227Z\"/></svg>",
  "mask_w": 264,
  "mask_h": 264
}]
</instances>
